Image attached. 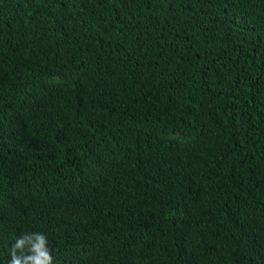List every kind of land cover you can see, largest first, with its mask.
<instances>
[{"label": "trees", "instance_id": "trees-1", "mask_svg": "<svg viewBox=\"0 0 264 264\" xmlns=\"http://www.w3.org/2000/svg\"><path fill=\"white\" fill-rule=\"evenodd\" d=\"M264 264V0H0V264Z\"/></svg>", "mask_w": 264, "mask_h": 264}, {"label": "clouds", "instance_id": "clouds-1", "mask_svg": "<svg viewBox=\"0 0 264 264\" xmlns=\"http://www.w3.org/2000/svg\"><path fill=\"white\" fill-rule=\"evenodd\" d=\"M9 264H54L44 233H25L12 244Z\"/></svg>", "mask_w": 264, "mask_h": 264}]
</instances>
